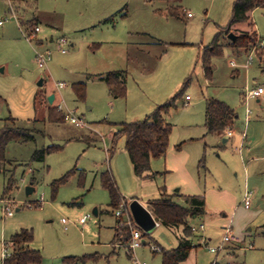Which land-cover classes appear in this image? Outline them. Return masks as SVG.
<instances>
[{
  "label": "rangeland",
  "instance_id": "1",
  "mask_svg": "<svg viewBox=\"0 0 264 264\" xmlns=\"http://www.w3.org/2000/svg\"><path fill=\"white\" fill-rule=\"evenodd\" d=\"M165 5L159 0H21L9 10L8 2L0 0V126L4 118L12 117L34 136V140L10 141L5 149L0 201H7L12 214H3L0 202V256L2 243L26 228L33 233L31 247L41 256L34 264H69L65 257L84 255L91 256L84 264H133L125 246L111 244L117 221L109 194L100 183L101 173L109 170L113 174L123 196L120 204L125 201L129 213L133 197L146 203L159 196L161 186L172 193L178 184L169 185L178 173L156 174L153 179L136 176L124 149V137L118 138L110 152L107 149L112 143L107 135L116 131L121 121L142 120L181 92L176 107L165 117L172 126L169 139L173 136L192 159V191L204 195L206 210L217 217L225 212L232 233L244 238L237 260L264 264V108L252 99L248 121L241 116L242 155L236 149H215V140L203 125L206 97L232 101L236 112L243 113L239 93L245 83L255 80L264 85V49L248 62V53L238 54L224 46L221 54L211 59L209 80L202 70V49L211 43L218 27L227 24L230 6H225L224 0H182V18L177 19L165 13ZM12 13L17 18L11 17ZM251 18L264 48V9L254 10ZM36 25L40 31L27 40L28 30ZM244 26V22L237 24ZM44 37L48 43L37 45L36 40ZM61 37L66 40L64 53L58 50ZM36 49L52 51L42 68L34 60ZM120 69L126 70V95L112 98L99 75ZM234 69H238L236 77H232ZM76 83L85 85L84 100L74 96L72 85ZM46 93L55 96L54 102L47 103ZM185 95L191 97L190 104L184 103ZM48 105L64 116L73 113L86 126L77 127L65 118L61 123L43 122V106ZM81 133L94 136L95 143L87 147L79 138L70 139ZM184 137L192 140L182 143ZM47 146L58 150L45 154L43 160L32 159L36 149ZM199 160L207 168L205 175L200 171V178L196 169ZM163 162V158L151 159V170L162 169ZM67 173V180L54 191L52 182ZM8 179L12 185L6 189ZM27 186L32 187L29 194ZM245 187L250 193L249 208L241 203ZM94 208L99 211L97 216L92 214ZM86 215L89 217L80 223ZM208 224L215 227L211 221ZM203 229L208 228L204 225ZM174 232L157 225L145 239L150 237L170 249L177 243ZM135 254L148 264L161 262L160 253H152L147 245L137 248ZM210 257L201 244L190 250L181 264H208Z\"/></svg>",
  "mask_w": 264,
  "mask_h": 264
},
{
  "label": "trees",
  "instance_id": "2",
  "mask_svg": "<svg viewBox=\"0 0 264 264\" xmlns=\"http://www.w3.org/2000/svg\"><path fill=\"white\" fill-rule=\"evenodd\" d=\"M150 1V0H147ZM166 3V14L182 18L183 10L177 3L180 0H159ZM264 8V0H234L232 3L231 14L225 26H219L218 32L210 44L202 49L201 64L205 77L211 79L212 64L211 59L215 55H220L224 46L228 45L235 52L247 53L251 45L256 40V30L253 22L250 20L249 13L254 8ZM241 22L247 23L245 30L236 35V39L231 41L227 35L231 32V27ZM228 39L227 43L221 42V37ZM258 53H261L259 49ZM122 71L107 72L103 75L108 91L112 96L124 97L126 95L125 82ZM73 92L77 100H84L85 85L76 83L72 85ZM181 97V92L176 93L173 97L166 100L148 113L142 120L134 122L118 123V128L113 132L111 143L112 152L118 138L124 137V149L128 154L135 175L138 177L153 178L159 172H154L150 167V160L159 158L166 152L168 146L171 124L167 122L165 115L172 108L176 107V100ZM235 117L234 111L223 101L211 98L205 101V125L209 133L221 132L227 127ZM47 120L49 122H63L64 115L59 113L55 107L49 106L47 109ZM3 125L0 127V171L3 169L7 160L5 158V149L7 144L13 140L28 141L33 140L34 136L30 130L19 127L15 119L7 117L3 119ZM56 147L48 146L36 149L32 154V159L43 160L45 154L57 151ZM69 173L65 174L58 180L52 182L53 190L67 180ZM100 183L109 194V206L116 209L123 199L112 175L108 172H102ZM12 180L8 179L6 189L10 188ZM177 193L168 194L164 186L159 189V197L148 200L147 204L155 219L170 230L181 228L178 243L175 247L164 249L160 253V264H180L185 261L193 245L190 240L192 231L187 219L197 216L203 211L204 199L201 196H184L183 199L189 206H183L173 200ZM125 202V201H124ZM126 204V202H125ZM129 230L126 225L117 228L116 242L121 244L127 242L130 238ZM147 236V233H144ZM33 240L31 229L20 228L14 232L9 241L12 242L10 256L6 259L5 264H34L39 263L40 254L38 250L31 248L30 243ZM93 257V256H92ZM91 256L84 255L80 258L69 256L63 260L69 264H84Z\"/></svg>",
  "mask_w": 264,
  "mask_h": 264
},
{
  "label": "crops",
  "instance_id": "3",
  "mask_svg": "<svg viewBox=\"0 0 264 264\" xmlns=\"http://www.w3.org/2000/svg\"><path fill=\"white\" fill-rule=\"evenodd\" d=\"M8 2V6H9V10L12 9L15 4L17 3H20L21 0H5ZM181 1L180 0L177 4L181 5ZM234 0H224V5L232 8V3H233ZM258 8H261V7H258ZM257 8H254L250 13H249V16H250V20L252 21V18H251V14L254 10H256ZM264 9V8H263ZM164 10H165V13H166V5L164 7ZM183 10V8H182ZM188 12H186V16L187 17H191L187 15ZM230 14H231V9H230ZM173 17V16H172ZM17 18V17H16ZM176 18V17H174ZM178 19V18H177ZM253 22V21H252ZM247 23H245V26L244 27H237V24L233 25L231 27V32H235L236 30H245L246 29V26ZM256 30V29H255ZM232 32V33H233ZM222 38V37H221ZM224 38V37H223ZM221 39V42L222 43H225L224 42V39ZM256 40H261V35H259L258 31L256 30ZM255 40V42H256ZM49 39L48 37H44V39H38L36 40V43L37 45L39 46H42L46 43H48ZM50 41H53V38L51 37L50 38ZM254 42V43H255ZM72 45V44H71ZM228 46V45H226ZM252 47V45H251ZM250 47V49H251ZM203 48V47H202ZM249 49V50H250ZM259 49L261 50V53L259 54L258 51ZM263 41H262V45L260 47H257L255 52L254 53H257L258 56H260L262 53H263ZM248 50V52H249ZM241 52V51H240ZM240 52H237L238 54ZM243 52V51H242ZM247 52V53H248ZM246 53V54H247ZM231 62V61H230ZM202 70H203V67H202ZM113 71H122L124 73L123 75V80L126 84V70L125 69H120V70H113ZM108 72H112V71H108ZM107 73V72H106ZM105 73V74H106ZM204 73V71H203ZM104 75V74H103ZM103 75H99V78L102 80V77ZM205 75V74H204ZM238 75V69H234L233 70V75L232 77H236ZM104 81V80H103ZM105 82V81H104ZM107 85V84H106ZM245 86H249V87H257V86H263L264 85H260L258 84L255 80L252 81V83H250L249 85L247 83H245L244 87ZM243 87V89H244ZM108 89V87H107ZM243 89L240 90V93H239V96H240V100L241 102L244 104L243 102ZM109 93V91H108ZM46 97H48L50 95V93H46L45 94ZM109 95L112 97V98H118L116 96H112L110 93ZM75 96V94H74ZM186 96H189V95H185L184 97V103L185 104H190L191 103V97L189 96V100H186ZM76 98V96H75ZM211 98H214V97H206L205 101L207 99H211ZM77 99V98H76ZM218 99V98H216ZM261 106V108L263 109L264 106V95H261L257 98H254ZM55 100V96L53 98V101L54 102ZM221 100V99H219ZM231 100V99H230ZM252 100V99H251ZM79 101V100H78ZM205 101H204V111H203V125H204V128H205V133L208 134V135H211L214 140H215V145L213 146L215 149H222V148H225V149H228L229 151H233V149H236L238 151V153L240 155H242V147L244 145V141L245 139H243V134H244V131H242L241 129V116L244 120V122L246 123L248 121V116L249 114L246 116L245 114V109L243 111L242 114H239L236 112L235 110V107H234V104L232 103V101H229V100H221L223 101L225 104H227L235 113V117L233 118L232 122L227 126L225 127L221 132H218V133H209L207 131V128H206V125H205ZM39 103H41V101H39ZM48 104H50L49 102H47ZM249 103H250V100H249ZM248 103V104H249ZM42 105V103H41ZM49 106V105H48ZM48 106L47 107H44L43 108L46 110V115L44 117H42V121L45 122V121H48L47 120V109H48ZM245 108V107H244ZM148 114V113H147ZM146 114V115H147ZM145 115V116H146ZM144 116V117H145ZM167 120V119H166ZM134 121H138V120H134ZM134 121H131V122H134ZM49 122V121H48ZM122 122V121H121ZM61 123V122H60ZM72 124V123H71ZM74 125V124H73ZM1 127V126H0ZM78 127V126H77ZM230 130L232 133L229 135L227 133V131ZM112 135H113V132H109V134L107 135L108 136V139L111 141L112 139ZM170 135V134H169ZM173 136H171V139H172ZM245 137V136H244ZM72 138H79L81 139L82 141L85 142L86 146H91L95 143L96 139L94 136L90 135V134H83L81 133L80 135H78V137H71L70 139ZM168 139V142L170 141L169 145L167 146V151L165 152V154L159 158H163L164 159V162H163V166H162V169L161 167L159 168L160 170H153L154 172H159L162 174V176H164V174H167V172H172V171H176L178 173V177L173 181V183H170L171 185L169 186H172L174 187V185L178 184V187L173 189V192L172 193H177L178 195L177 196H173V200L178 203V204H181L183 206H189V204L183 199L184 196H201L203 197L204 199V205H203V211L198 214L197 216H193L191 218H188L187 219V223L188 224H194V225H198V224H203V227L204 225L208 228V229H199L197 232H192V235L190 237V240L192 242V249L196 246H200L201 244L204 245V247L208 250V247H211L209 245H214V246H217L220 242H221V239H222V236H223V233H224V228L225 226L227 225L228 221L230 220V218H228V220H226L227 218V214L225 212L221 213L220 217H217L218 214H215V213H212L208 210H206L205 208V197L204 195L200 194L198 191H192L193 189V186H195L194 184V174H195V171L193 170V167L190 166L192 164V159H189V155L186 154L185 152H183L181 150V145L178 146L177 143H175L177 140L176 139ZM34 140V139H33ZM192 140V137H184V139L182 140V143H187L188 141H191ZM17 141V140H16ZM20 141V140H18ZM182 143H179V144H182ZM248 144V142H247ZM48 147V146H47ZM107 151H109V149H107ZM127 153V152H126ZM128 155V154H127ZM218 156V154H217ZM129 158V157H128ZM189 159V160H188ZM130 161V159H129ZM130 165L132 167V164L130 162ZM197 175L198 177L200 178V171L202 170L204 175H205V172L207 171V168L204 166L203 164V160H199L197 166ZM155 168H158V166L155 165ZM133 169V167H132ZM108 171L112 177H113V174L109 171V170H106ZM105 172V171H104ZM134 172V171H133ZM135 174V173H134ZM181 177H180V176ZM137 176V175H136ZM34 174L32 173V176H31V182H33L34 180ZM154 178V177H153ZM152 178V179H153ZM115 183H116V180L115 178L113 177ZM183 183H184V186H183ZM116 186H117V183H116ZM165 189H166V192L168 194H172V193H169L166 188V186H164ZM118 188V186H117ZM119 190V189H118ZM120 192V191H119ZM246 191V187L244 189V193H243V196H242V199H241V203H243V197H244V194H245ZM31 193V192H30ZM121 194V193H120ZM122 196V194H121ZM123 197V196H122ZM159 197V196H158ZM134 199H137L143 206H145L147 208V210L151 213L153 219L155 220V222H158L155 217L153 216L152 212L150 211V208L147 204V202H143L141 200H139L138 198L136 197H133ZM251 205L249 203V206L248 207H245V208H249ZM99 214V211L97 209V215ZM96 215V216H97ZM209 216H211V219L210 221L214 223L215 227H209V220L207 221V219H209ZM213 217V218H212ZM116 220V219H115ZM117 221V220H116ZM207 221V222H206ZM158 225H162L158 222ZM157 226V225H156ZM155 226V227H156ZM164 226V225H163ZM167 228V227H166ZM252 230V227H249L248 228V231L250 232ZM174 231V230H173ZM247 231V232H248ZM176 233V239H177V243H178V240H179V236H180V233H181V228H178L175 230ZM178 233V234H177ZM196 233V234H195ZM11 236V235H10ZM116 236H117V226H116V223H115V226H114V234H113V237L111 239V244L113 245V247H115V244H117L116 242ZM236 238H238V242H234V243H228L226 244V247L225 249L219 251V252H216V253H212L208 250V252L210 253V258H209V262H207L208 264H210L213 260H216L218 263H224V262H235L237 264H241L240 261L237 260V251L239 250L240 248V242H243L244 241V238H242L241 235H234ZM148 239L150 237H147ZM193 238L196 239V243H194L195 241L193 240ZM149 240H152L153 242L155 243H158L156 242L154 239L150 238ZM176 243V245H177ZM159 245V243H158ZM175 245V246H176ZM31 246V245H30ZM174 246V247H175ZM213 247V246H212ZM32 248V247H31ZM173 248V247H171ZM191 249V250H192ZM129 252V251H128ZM190 253V252H189ZM184 262V261H183ZM182 263V262H181ZM180 263V264H181Z\"/></svg>",
  "mask_w": 264,
  "mask_h": 264
},
{
  "label": "built area",
  "instance_id": "4",
  "mask_svg": "<svg viewBox=\"0 0 264 264\" xmlns=\"http://www.w3.org/2000/svg\"><path fill=\"white\" fill-rule=\"evenodd\" d=\"M188 16L191 15V13H187ZM13 18H16L15 14L12 13ZM1 24V22H0ZM40 31V27L38 25L34 26L31 30H28L27 34H26V39L27 40H32V38H34L36 36V34ZM58 50H60L62 53L65 52V50L63 49L64 44L66 43V40L64 38H59L58 41ZM262 45V41L261 40H256V42L252 45L250 51L248 52V56H247V60L248 62H250L252 60L253 54L256 50L257 47H260ZM52 54V51L49 49H44V50H39L36 49L35 50V56H34V60L37 62L39 67H44L46 66L47 61L50 59ZM231 65L235 66L234 61H231ZM58 86H64L63 83H59ZM261 95H264V87L263 86H257V87H249V86H245L243 89V102H244V107H245V114L246 116L250 113V108H249V100L257 98ZM186 100H189V96H186L185 98ZM65 120H68L70 123L74 124L75 126L78 127H84L86 126V123H84L81 119L77 118L76 116L73 115V113L68 112L65 114L64 116ZM227 133L230 135L232 132L230 130L227 131ZM250 193L249 192H245L244 197H243V205L245 207L249 206L250 203V197H249ZM1 204H2V213L3 214H7V215H11L12 211L9 209V206L6 205V200L5 199H1ZM36 205H39V202L35 203ZM114 216L116 217V226L117 228H120L124 225H126L128 227L129 230V241L126 243H122L120 245L125 246V248L129 251V254H132V261L133 264H148L146 261L141 260L138 258V256L135 254V250L139 247H141L142 245H147L149 250L152 253H161L163 250V247H161L160 245L156 244L155 242H149L145 239V235L143 233V231L137 227L136 223L134 222L133 218L131 217L130 213L128 211H126V206H125V202L121 205L119 203L118 207L115 209L114 211ZM89 215L83 216L80 218V223H84L86 221V218H88ZM61 222L66 224L67 221L65 219H61ZM156 225H158V222H155ZM190 229L192 232H197L199 229L203 228V224H198V225H194V224H189ZM238 238H236L234 236V234L232 233L231 230V226L230 225H226L224 228V233L221 239V242L217 245V246H211L208 247V250L212 253H216L219 252L223 249H225L226 244L228 243H234V242H238ZM147 242V243H146ZM13 247L12 242L10 241H4L2 243V251H1V256H0V264H5L6 259L10 256L11 254V249ZM7 248H9V251L7 250ZM210 264H237L235 262H224V263H218L216 260H213Z\"/></svg>",
  "mask_w": 264,
  "mask_h": 264
},
{
  "label": "water",
  "instance_id": "5",
  "mask_svg": "<svg viewBox=\"0 0 264 264\" xmlns=\"http://www.w3.org/2000/svg\"><path fill=\"white\" fill-rule=\"evenodd\" d=\"M227 38L231 41H234L236 39V35L230 32L227 35ZM42 84V80H39L38 85ZM54 98L53 94H50L47 97V100L49 103H52ZM32 191L31 186L26 187V193L29 194ZM129 210L131 213V216L134 220V222L145 232L150 233L156 226L155 220L153 219L151 213L147 210L145 206H143L139 201L136 199L132 200L129 204ZM92 214L94 216L97 215V208H94L92 210Z\"/></svg>",
  "mask_w": 264,
  "mask_h": 264
}]
</instances>
